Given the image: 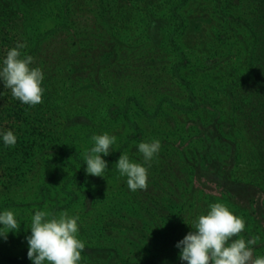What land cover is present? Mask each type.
<instances>
[{
  "label": "trees",
  "instance_id": "obj_1",
  "mask_svg": "<svg viewBox=\"0 0 264 264\" xmlns=\"http://www.w3.org/2000/svg\"><path fill=\"white\" fill-rule=\"evenodd\" d=\"M194 2L186 0L188 5ZM83 5L79 0H0V66L9 49L26 43L20 51L34 58L32 67L42 69L45 90L43 102L29 106L13 98L0 80V133L11 130L16 136L14 146H5L0 135V213L13 211L15 197L38 185L33 194L42 204L52 198L51 214L58 216L63 208L57 206L54 179L61 181L64 174L57 169L70 164L63 188L76 187L72 188L78 192L75 198L83 199L81 209L72 213L79 217L78 238L85 243L80 264H186L176 244L215 198L239 211L246 222L241 235L246 240L259 236L251 247L254 258L264 256V0H222L217 4L220 22L200 10L184 17L176 14L183 17L182 39L193 44L189 47H201L212 55L203 66H188L185 58L177 66L166 61L159 46L164 21L151 12L159 9L161 0H93L91 6ZM142 12L150 22L145 32L148 44H128L126 32L134 31L131 25ZM76 17L86 26L78 27ZM93 30L105 36L100 46L87 39ZM71 31V39H62ZM216 31L215 39L207 40ZM49 35L57 45L44 52L40 42ZM217 81L224 82L220 93L224 103L209 100V89ZM177 88L194 112L192 122L199 129L194 145L182 150L180 159L171 143L161 141L148 168L147 190L131 191L127 177L119 174L120 189L126 194L102 207L104 199L97 202L86 185V163L78 160L79 152L69 151L75 153L71 160L65 154L69 134L86 129L85 137L93 136L105 104L109 105L107 128L117 120L129 121L131 105L133 113L151 125L162 111L161 102L156 106L158 99L152 97L165 91L175 108ZM60 101L87 112L62 114L65 108H59ZM148 102L155 108H146ZM132 126L142 135L139 126ZM136 162L143 164L142 157ZM240 163L251 166L244 178L249 181L239 178ZM53 167L54 174L45 176L40 185L41 173ZM202 180L215 184L218 194L197 186ZM97 189L104 196L112 194L108 188ZM204 196L210 199L207 203ZM34 214L29 212L28 219ZM21 218L19 231L8 232L6 240L0 236V264H33L26 239L31 220Z\"/></svg>",
  "mask_w": 264,
  "mask_h": 264
},
{
  "label": "rangeland",
  "instance_id": "obj_2",
  "mask_svg": "<svg viewBox=\"0 0 264 264\" xmlns=\"http://www.w3.org/2000/svg\"><path fill=\"white\" fill-rule=\"evenodd\" d=\"M93 0H79V2L84 3V5L81 8H86L87 6H91L90 2ZM147 1V0H144ZM172 1V0H169ZM191 1V0H189ZM194 4L188 5L186 4V0L181 1V0H173L169 4H166L165 0H161V5L157 11L151 10L155 14V19L157 20H162L164 21V26L161 29V35H160V41H159V46L162 49V51L165 54L166 61L168 63L171 62L172 66H177L181 62L185 63L186 61H182L183 58H185L188 62V66H197V65H204L207 60H212L211 54H209L205 49L201 47H189L192 46L193 44L188 43V41H184L182 39V35L184 32V20L183 17L190 14V11H205L209 16L215 17L219 22H220V17L217 11L220 9L217 4L218 2H222V0H194ZM75 6V5H73ZM77 7L79 5H76ZM141 6V5H139ZM189 6V8H187ZM98 7V5H97ZM142 12L135 23L131 25L132 29L134 30L132 33H128V39L124 40V34L121 35L120 37L130 44V42H137L142 45L148 44V40L146 38L145 32L148 31L147 29L149 28L150 22L149 19L147 20L145 18V15ZM182 14L180 18L176 16V14ZM136 14V10H135ZM139 18L141 19L139 21ZM107 19V18H106ZM74 21L77 22V26L80 28H83L86 26V22L84 19L81 17H76ZM74 23V22H73ZM90 30H92L94 27H89ZM89 31V30H87ZM73 31L69 33L67 37H62V39H71L73 37ZM124 32V29L122 31H118V33ZM208 36V30L206 33ZM218 32L216 31L215 34L211 37H208L207 40H213L215 39V35H217ZM90 36L87 37L89 42L94 43L96 46H100L103 43V39L105 38L104 35L99 34L98 32H95L94 30L90 32ZM52 35L47 36V38H44L40 44H43V51L44 52H49L54 48V45L56 44V41L54 37H51ZM60 39V38H59ZM55 40V41H54ZM118 43L121 42L124 44V41L122 40H117ZM57 45V44H56ZM170 69V65H169ZM192 81V79H189ZM202 83H205L203 80ZM215 89L212 88V90L209 89V94H210V102L214 101L215 99H222L223 96H221L220 93H222L221 89L224 87V82H215ZM200 90V85L196 86ZM179 91H177L175 94L177 97H175L176 102H178L177 106L175 108H172V106L169 105L167 102L171 97L169 96V93H166L164 91L163 94L152 97L155 98L156 100L158 99L157 104L159 101L161 102V107L162 111L159 113L158 118H154L152 120L151 125H148L147 122H145L146 118L141 119L140 117L138 118L134 113L133 105H131L130 108V113H129V121L126 120H117L115 121L114 124H111V127L107 128L108 125H106V118L108 116L107 111L109 109V105H104L100 112V119L98 123H96L97 128L94 130L95 135H102L104 133H108L109 135H114L116 137V142L111 146L112 153H110L107 156H104L101 154L102 159L107 161V166L108 169L105 170L104 177H96V176H90L87 174V182L86 185L88 188H91L94 191V196L98 198L97 202L102 201L101 205L103 206H108L111 199L115 198L117 195L122 196L123 194H126L123 190L120 189V185L122 183L121 177L119 176V171L116 167V163L118 162V159L121 154H128L129 158L131 161L136 162L138 158L143 159V156L141 153L138 151V144L140 142H151L152 140H159L161 141H168L169 143L172 144V149L176 153V156L181 159V152L182 150L188 151L189 146L194 145V138L199 129L197 126L194 124L193 125V116L194 112L191 110H188V104L184 100L182 96L181 89L177 88ZM67 91V90H66ZM65 91V92H66ZM179 100V101H178ZM155 101V100H154ZM153 101V102H154ZM181 102V103H180ZM222 103H224V100L222 99ZM154 104L151 103L148 105L146 108L152 110L154 109ZM59 108L65 110L62 111V114H65L66 112H69L71 116L77 115V114H86L87 110L78 108V107H71L68 108V105L64 101H60L58 103ZM183 106V108H186V110H181L180 108ZM219 107V106H217ZM221 109V107L219 108ZM223 111H225V108H223ZM117 115H118V111ZM147 114H150L148 112ZM109 118V117H108ZM132 124H135L136 126H139L142 135H139L137 131L134 130V126ZM101 125L102 127H99ZM86 129H83L81 132L73 133L71 132L69 134V139L66 144V156H68V159H72L75 156V153L69 152L71 150H75L79 152L80 158H78L79 161L82 160V164H85L84 160V153L86 150H90L94 146V142L91 140L92 136L85 137L86 134ZM170 136L167 138V136ZM182 146V148L185 146V148L180 149L179 147ZM119 154V157H118ZM179 156H178V155ZM113 156H117L113 159ZM179 160V159H178ZM242 160V159H241ZM64 163V162H63ZM62 163L63 166H65ZM75 163L79 166L78 161H75ZM74 163V164H75ZM70 165V164H69ZM66 168H58L57 170L60 171V174L63 175V179L60 181L59 179L55 178L54 179V185H55V196L58 201V207L63 208V211H67L69 216H72V213L78 212V210L81 209L80 205L83 202L82 198L76 199L75 196L78 192L74 191L72 188L76 187H71L70 185H66V187L63 188L64 182L69 178V174L67 173ZM251 166H248L247 164L240 163L238 170H240L239 178L244 179L246 170L250 168ZM53 168H47L46 171H43L39 177V182L40 185L43 184L45 180V176H50L53 175ZM243 181H249V178L244 179ZM38 186V185H35ZM35 186H31V188H26L25 190L23 189L21 193H19L15 199H14V204L16 207H14L13 211L15 210V216L16 219H19V215L21 220L23 221H29L31 219H28L29 212L32 210L39 211V208L41 207V211H46L45 209H49L47 212L51 214L52 212V207L55 205V202L50 198L47 203L42 204V201L39 197H36L35 194H33V191H35L37 188ZM197 186L202 187L203 189L206 190L208 193L212 194H218V188L215 184L212 183H207L205 180L201 181V184L197 183ZM35 187V188H33ZM97 188H108L111 190L112 194L105 195L102 194V191H99ZM118 188V190L116 189ZM205 195V194H203ZM54 197V196H53ZM54 197V198H55ZM99 199H101L99 201ZM203 200L207 203L210 199L206 196L203 197ZM221 202L224 203L230 211H232L236 216L240 217L239 211L229 202L223 201L221 199L215 198L213 199V203ZM64 208H67L64 210ZM60 212V213H61ZM19 213V215L17 214ZM59 213V214H60ZM17 214V215H16ZM57 214V213H56ZM239 214V215H237ZM26 215V216H25ZM25 216V217H24ZM59 216V215H58ZM57 216V217H58ZM32 218V217H31ZM3 227V225H1ZM191 231V227L188 226L182 232L183 237L188 234ZM26 235L29 236L31 235V230L29 232H26Z\"/></svg>",
  "mask_w": 264,
  "mask_h": 264
},
{
  "label": "clouds",
  "instance_id": "obj_3",
  "mask_svg": "<svg viewBox=\"0 0 264 264\" xmlns=\"http://www.w3.org/2000/svg\"><path fill=\"white\" fill-rule=\"evenodd\" d=\"M25 47L26 43H17L7 51L0 66V80L5 88L11 90L13 98L23 104L36 106L43 102L44 73L41 68L31 66L34 63L31 55L22 54L20 50ZM0 135L5 146L16 144L13 131L7 130ZM91 140L94 146L83 154L86 173L104 177L108 166L101 154H110L116 137L108 133L94 134ZM160 148L159 140L140 142L138 151L143 156V164L131 161L126 153L120 155L115 165L120 175L127 177L131 191L147 190L148 168ZM78 220V216H69L67 211L61 212L58 217L47 211H36L31 218V235L26 238L28 259L33 264H80L85 243L78 238ZM0 225H3L0 236L5 240L8 232L20 229L15 213L11 210L0 213ZM245 227V220L236 216L224 203H212L206 214H200L193 221V231L176 244L181 250L179 258L186 264H264V256L254 258L251 247L257 244L260 237L254 235L246 240L241 235Z\"/></svg>",
  "mask_w": 264,
  "mask_h": 264
}]
</instances>
